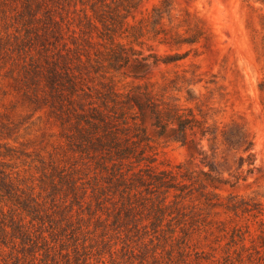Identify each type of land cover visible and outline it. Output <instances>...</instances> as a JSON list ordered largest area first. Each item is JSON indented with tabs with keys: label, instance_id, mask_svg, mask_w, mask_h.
Returning <instances> with one entry per match:
<instances>
[{
	"label": "trees",
	"instance_id": "trees-1",
	"mask_svg": "<svg viewBox=\"0 0 264 264\" xmlns=\"http://www.w3.org/2000/svg\"><path fill=\"white\" fill-rule=\"evenodd\" d=\"M143 1L0 0V84H7L22 107L46 112L59 126L66 146L60 145L62 158L52 153L48 159L38 157V184L32 175L22 176L0 162V199L11 204L8 213L0 207L5 217L11 214V224L0 223V264H202L211 258L190 250V242L209 230L202 224L203 209L223 207L236 214L258 209L236 197L220 202L212 192L219 178L225 183L232 178L234 184L245 179L244 167L249 172L254 164V144L241 126L221 129L209 123L202 94L194 88L202 80L190 83L186 74H177L163 85L147 82L120 88V78L129 77V70L179 66L193 50L180 52L184 46L207 39L203 26H191L199 19L189 12L179 25L170 18L166 24L173 0H162L137 21L133 12ZM158 45L176 52L159 53ZM184 84L193 88H186L182 104L171 92L182 93ZM10 114L0 112V157L18 160L27 154L18 156L10 143L18 141ZM146 115L159 136L169 134L168 140L190 153L193 148L200 151L203 180L182 166H156L155 149L141 127ZM227 152L241 155L231 163ZM80 161L87 170L85 178ZM223 164L225 170L220 168ZM116 194L118 201L113 200ZM91 221L103 236L111 238L112 231L122 241L120 257L110 241L105 243L108 263L105 252L95 254L86 239L79 242L80 236L91 234ZM146 221H151L155 236L134 245L148 235ZM246 233L249 230L235 225L225 256L220 260L212 254V263L264 264V229L259 244L251 246L245 243ZM70 240L75 242L72 248L65 246Z\"/></svg>",
	"mask_w": 264,
	"mask_h": 264
},
{
	"label": "rangeland",
	"instance_id": "rangeland-1",
	"mask_svg": "<svg viewBox=\"0 0 264 264\" xmlns=\"http://www.w3.org/2000/svg\"><path fill=\"white\" fill-rule=\"evenodd\" d=\"M161 1L145 0L141 2L133 12L136 20H140ZM187 12L191 13L193 17L197 16L202 22L200 25L199 21L194 19L191 26L194 28L203 26L207 32V39H202L193 46H184L180 52L193 50L179 66L162 64L157 68L150 67L145 71L132 72L129 70L127 72L129 77L125 79L121 77L122 81L119 86L122 90H127L133 83L152 82L163 85L166 79H174L177 74H186L191 79L190 83L202 80V83L194 88L202 94L200 100L208 112L209 123L221 129L236 124L241 126L253 140L254 164L250 167L249 172L247 167H244L245 179L234 184L232 178L227 183L219 178L215 181L212 192L217 195L220 202H227L230 197H236L238 200L250 201V205H255L258 209L252 213H243L239 210L238 214L226 211L223 207L203 209L201 218L204 223L202 222V224L205 225V229L209 230L208 232L203 230L196 234L190 242V250L198 251L202 256L211 258L204 259L202 264H214L212 263L214 260L211 257L212 254L220 260L223 259L225 250L229 247L228 243L231 241L232 228L235 225L241 226L244 231L249 230V233L245 234L247 246L259 244V235L261 229H264V92L260 91V84L264 83V0H173L170 16H165L166 24L171 19L173 25H179L180 20ZM181 30L183 33L184 29ZM135 48L141 50V47L136 46ZM156 49L159 53L176 52V50L170 51L169 48L159 45ZM143 50L146 55L149 53L148 46H144ZM149 72L150 74L146 78L138 80L132 78L133 75L142 77ZM207 82L214 83L211 85ZM186 88L193 87L184 84L182 93L178 94L173 91L171 95L181 98V103L185 104ZM18 99L9 92L7 84H0V112L12 113L10 118L17 128L15 130L17 133L13 135V138H18V141L11 140L10 143L16 148L15 154L20 156V152H25L27 156L21 155L18 160L0 157V162L11 165L15 168L14 172L20 171L22 176H33L31 179L35 181V184H38V180L42 176L40 163L37 161L38 157L41 155L48 159L49 153H52L62 158L64 150L60 145H64L65 149L66 146L64 140L60 138L59 126L47 116L46 112L34 113L17 103ZM13 104L17 106L15 109H11ZM141 127L146 128L151 139L157 158L156 166L159 169L176 170L177 166H182L184 170L194 172L193 175L198 179H204L200 174L203 169L201 164L203 155L197 148H193L190 153L187 148L168 140L169 134L159 136L151 125L148 115ZM2 151L4 150L2 149ZM224 155H227L233 163L234 159L241 154L227 152ZM81 164L80 161L78 163L81 169L80 174L85 178L84 174L87 173V170ZM220 168L225 170L226 164ZM204 170L208 171V168H204ZM213 176L221 175L214 173ZM224 176L228 178L227 173ZM28 184H32L31 181H28ZM113 197V200H119L118 194ZM106 204L111 206L110 202ZM2 206L8 213L11 204L6 205L0 199V207ZM144 215H146V211H143L142 216ZM85 217L88 218L86 213ZM29 221L30 218L27 217L24 222L28 224ZM1 222L11 224V214L9 213L5 217L0 213ZM209 222L211 224L207 225ZM89 223L91 234L80 236L79 242L86 239L87 246L94 245L92 250L95 254L97 251L106 254L108 247L105 243L110 241L112 245L114 244V248L119 252L118 257H120V251L124 244L116 238L115 233L111 231V238L108 237L109 235L103 236L101 228H96L93 221ZM167 223L168 221L164 223L165 229L168 227ZM146 224L149 226L148 235H142L141 239L139 238L133 243L134 245L143 240L148 241L155 236L151 221H146ZM175 227L177 226L175 225ZM218 227L225 231H221ZM40 231L39 229L36 234L39 235ZM177 231L178 236H182L179 228ZM45 234L49 236L47 231ZM74 243L73 240H70L65 246L72 248ZM58 248L60 249L59 243ZM95 258L91 260L92 263L96 262ZM105 260L107 263L110 260L108 254L105 255Z\"/></svg>",
	"mask_w": 264,
	"mask_h": 264
}]
</instances>
